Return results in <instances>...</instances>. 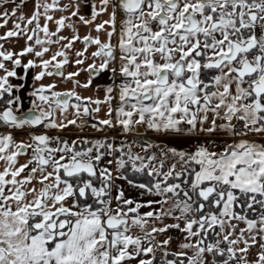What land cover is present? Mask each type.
<instances>
[{
	"label": "snow or ice",
	"instance_id": "obj_1",
	"mask_svg": "<svg viewBox=\"0 0 264 264\" xmlns=\"http://www.w3.org/2000/svg\"><path fill=\"white\" fill-rule=\"evenodd\" d=\"M0 264H264V0H0Z\"/></svg>",
	"mask_w": 264,
	"mask_h": 264
}]
</instances>
